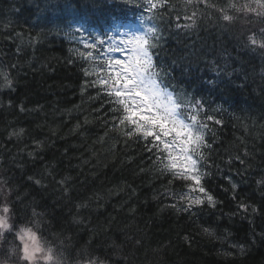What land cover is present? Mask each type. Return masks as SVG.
Instances as JSON below:
<instances>
[{
    "label": "trees",
    "instance_id": "trees-1",
    "mask_svg": "<svg viewBox=\"0 0 264 264\" xmlns=\"http://www.w3.org/2000/svg\"><path fill=\"white\" fill-rule=\"evenodd\" d=\"M235 3L166 0L150 12L145 0H0V203L13 209L14 231L33 227L62 264L85 252L104 264H264V50L256 60L222 19ZM137 17L157 28L154 61L168 89L200 101L202 120L221 121L205 120L200 166L215 207L185 211L170 193L187 182L161 174L126 126L113 128V105L86 84L94 77L72 26L94 36ZM178 17L191 26L178 28Z\"/></svg>",
    "mask_w": 264,
    "mask_h": 264
},
{
    "label": "snow or ice",
    "instance_id": "snow-or-ice-1",
    "mask_svg": "<svg viewBox=\"0 0 264 264\" xmlns=\"http://www.w3.org/2000/svg\"><path fill=\"white\" fill-rule=\"evenodd\" d=\"M165 2L166 0H145L147 10L150 12L163 7ZM192 2L193 0H188V3ZM228 7L245 15L251 13L264 18V0H249L239 7L236 4H229ZM220 11L224 13L222 15L224 21L234 19L223 9ZM176 26L180 28L191 25H181L178 17ZM122 27L131 26L116 25L117 34L106 38L91 37L83 27L76 30L81 45V49L75 50L76 55L90 65V70L84 71L85 77H94L91 81H86V84L98 88L99 93L108 98L106 103L113 105L111 108L113 128L126 126L128 128L126 132L120 128L124 136L144 141L145 149L157 154V160L162 166L161 174H170L173 179L187 182L186 191L170 193L174 199L187 204L185 211L193 206L203 205L205 201L215 207L213 196L207 193L202 183L207 173L202 172L200 166L205 160L202 149L210 147L205 141V132L208 128L205 120L217 124L221 121L210 115L202 120L199 113L200 101L195 104L188 103L185 97L168 90L154 61V49L157 47L153 43L157 32L155 26L120 34L119 30ZM73 38L77 39L75 36ZM249 42L257 46L255 38H250ZM258 46L264 48V43ZM114 52L121 54L120 57L112 56ZM4 79L5 86L11 88L12 81L6 74ZM109 123L110 121L105 120L106 125ZM23 132L24 129H20L19 132L10 135L20 136ZM60 183L63 184L64 181ZM235 187L233 185V188ZM196 193L203 195H195ZM239 207L247 209L245 204H240ZM12 218L13 209L9 203H0V239L7 243V236L14 235V247L8 250L0 264H5L9 259H15L18 264L33 262L62 264V253L55 246L42 239L33 227L21 226L14 231L15 225L10 222ZM34 226L38 228V225ZM203 231L212 235L208 228H204ZM16 241L18 243H15ZM78 264L104 262L99 257L85 252L81 253Z\"/></svg>",
    "mask_w": 264,
    "mask_h": 264
},
{
    "label": "rangeland",
    "instance_id": "rangeland-1",
    "mask_svg": "<svg viewBox=\"0 0 264 264\" xmlns=\"http://www.w3.org/2000/svg\"><path fill=\"white\" fill-rule=\"evenodd\" d=\"M116 25L131 26V27L120 28V30H119L120 34H122L125 31H135L137 29L146 30L148 27H150L149 25H146L144 22H142L140 19H137V20L131 21V22H126V24L115 23L114 27L108 29V33L105 35L104 38H106L107 36H112V35L117 34L115 32V26ZM77 29H79V28H76L72 31V37H74V36L77 37V39H75V41L79 43V41H78L79 33L76 31ZM97 38H102V37H97ZM120 55L121 54H119V53H115V52L112 53V56H114V57H120ZM195 195H197V194H195ZM199 195H203V194L199 193ZM8 240H10V238H8V236H7V242H8ZM13 242H14V240H13ZM15 243H18V241H16ZM6 244L7 243H5L2 239H0V261H3L8 250L11 249L12 247H14V243H11V245L9 247H5ZM5 248L7 249V251L5 250V253H4L3 249H5ZM7 264H18V262L15 259H9V260H7Z\"/></svg>",
    "mask_w": 264,
    "mask_h": 264
},
{
    "label": "bare ground",
    "instance_id": "bare-ground-1",
    "mask_svg": "<svg viewBox=\"0 0 264 264\" xmlns=\"http://www.w3.org/2000/svg\"><path fill=\"white\" fill-rule=\"evenodd\" d=\"M126 10L128 11V9H126ZM126 10H125V11H126ZM77 64H78L77 61H73V62H72V66H73V65L76 66ZM91 91L95 92V90H91ZM96 92H99V90H97ZM96 92H95V93H96ZM99 94H100V93H99ZM101 95H102V94H100V96H101ZM56 248H57V247H56ZM57 249H58V248H57ZM58 251H59V250H58Z\"/></svg>",
    "mask_w": 264,
    "mask_h": 264
},
{
    "label": "clouds",
    "instance_id": "clouds-1",
    "mask_svg": "<svg viewBox=\"0 0 264 264\" xmlns=\"http://www.w3.org/2000/svg\"><path fill=\"white\" fill-rule=\"evenodd\" d=\"M5 264H7V262H5ZM33 264H36V262H33Z\"/></svg>",
    "mask_w": 264,
    "mask_h": 264
}]
</instances>
